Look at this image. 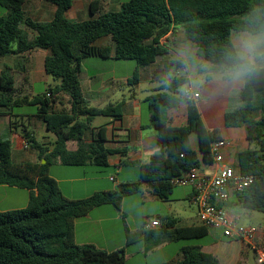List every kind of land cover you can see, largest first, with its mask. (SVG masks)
<instances>
[{
    "label": "trees",
    "instance_id": "trees-1",
    "mask_svg": "<svg viewBox=\"0 0 264 264\" xmlns=\"http://www.w3.org/2000/svg\"><path fill=\"white\" fill-rule=\"evenodd\" d=\"M44 1L56 7L51 22H35L26 17L25 0H0L5 12L0 16V58L48 50L44 69L57 82L42 94L20 96L15 77L7 71L0 74V116L10 115L16 108L34 106L36 117L54 136L46 145L29 132L24 133L30 148L39 154L38 162L25 163H14L11 141L0 140V185L30 191L26 208L0 211V264H125L124 248L108 252L93 245L76 244L75 221L105 205L120 210L124 198L143 193L145 186L157 199L170 201L175 178L214 163L211 148L220 137L205 127L194 101L180 92L189 80L174 76L145 99L160 152L140 167V181L121 183L116 190L96 192L85 199L72 200L63 194L49 174L53 164L107 167L109 156L114 154L107 147L106 126L92 124L97 117L120 120L124 102L104 108L91 106L80 82L83 60L112 56L110 46L94 45L106 37L114 44L115 60L135 61L138 67H144L167 54L161 40L181 27L186 40L198 46L210 63L231 71L248 69L240 91L242 106L225 114V125L246 127L247 139L255 145L238 155L239 173L253 175L256 181L235 195L237 203L248 212L264 214V66L251 65L233 42L234 34H264V0H128L114 12L97 15L98 8H92L97 17L83 22L67 19L72 0ZM139 83L136 68L128 85ZM62 95L68 97L67 104L61 100ZM183 102L187 104V123L171 126L168 111ZM257 113L259 117L255 118ZM194 134L198 151L191 144ZM71 142L76 144L75 150L68 148ZM161 222L156 230L127 231L126 246L157 237L174 242L208 235L209 227H179L171 216ZM181 252L182 259L174 264H220L199 246L187 245Z\"/></svg>",
    "mask_w": 264,
    "mask_h": 264
},
{
    "label": "crops",
    "instance_id": "crops-1",
    "mask_svg": "<svg viewBox=\"0 0 264 264\" xmlns=\"http://www.w3.org/2000/svg\"><path fill=\"white\" fill-rule=\"evenodd\" d=\"M127 1L72 0V6L67 11L66 17L71 22L87 21L97 17L98 14L118 11ZM95 3H98V5H94ZM92 8H98L97 15L92 14ZM24 12L26 17L31 20L45 23L53 20L56 7L44 0H25ZM4 13L3 9L0 8V16L4 15ZM233 42L242 57L248 60L250 57H254V63L264 66L263 34L256 36L249 33L234 34ZM161 44L167 48V54L159 56L151 65L144 67H138L137 65L134 68V71L136 68L139 69L141 81H147L151 84L148 89L151 91L150 94H147L145 97L139 96L140 83L137 86L129 87V93L125 94L124 92V98L120 100L124 102L122 118L117 121L113 120V118H108L107 122L103 124L108 131L107 147L114 151V154L108 158V166L104 171L105 174L94 169V165L69 167L57 162L50 167V176L58 182L63 194L67 198L72 200L85 199L96 192L116 190L117 186L121 183L140 181V167L148 163L153 155L160 152L155 130L150 127L149 109H147L148 114L144 120L145 99L154 94L162 84L174 76L186 77L189 80V83L180 89L181 93H183L185 87L189 86L194 92L200 94V97L193 101L198 108L205 127L209 131L217 132L220 137L218 141L229 143L228 146L221 150L224 161L228 166L239 172V153L249 148H255L253 147L254 144L250 143L247 139L248 130L246 127L227 128L225 125V114L242 106L240 91L248 77V72L245 71L244 74H240L241 71H231L207 61L203 51L186 40L184 30L181 27H176L171 31L161 40ZM94 45L97 47L110 46L112 48V56L109 59H101V62L117 61L113 58L114 44L109 37L97 41ZM178 49L180 50V54L175 53V50ZM171 52L175 53L176 58L168 60L165 56H168ZM49 55L50 52L48 50L36 49L21 56L0 58V74L7 71L15 77L18 95L34 96V85L47 81L49 76L44 69V61ZM192 55L195 58L192 59ZM93 59L95 58L83 60L80 82L84 95L87 93L91 99H98L101 98V95L107 89H110V86L112 90L113 85L102 80L104 69L99 67L100 61ZM88 64L93 66L92 71L86 67ZM203 75H205V78L202 77ZM83 76L84 82H82ZM122 79H125V83L128 85V76H124ZM197 79H201L202 84L199 88H193V82ZM60 98L68 102V97L62 95ZM92 103L90 105L97 108H103L104 105L102 102L97 101ZM254 116L258 118L259 113ZM168 118L171 126L180 127L186 125L187 104L183 102L177 108L170 109L168 111ZM26 132H29L41 144H45L46 140H50L51 136H53L47 132L45 124L35 114H16L15 110H13L10 115L0 116V140L9 139L11 141L12 161L14 163L38 162L39 160V154L36 149L30 148V146L28 148L24 147L26 140L23 134ZM192 136L197 138L195 134ZM191 144L193 149L198 151V139L197 141L191 139ZM68 148L75 150L76 144L72 142L68 143ZM219 168V164L213 163L211 165H203L200 170L206 174H213ZM101 173L104 175H101ZM72 174L75 176H72ZM114 175L115 181H112L111 177ZM189 187V192L186 189L183 192L185 193V198L190 203L193 187ZM144 188L145 191L140 199L141 204L144 205L147 202L158 200L147 186ZM29 199V190L0 185V211L7 212L24 209L28 206ZM128 200V198L123 199L120 210L116 209L113 205H105L97 207L85 217L77 219L74 227L76 244L93 245L98 249L108 252L124 248L126 253L125 264H127L128 258L135 256L137 253L131 252L130 247L126 246V233L127 231L136 232L143 230L140 226H131L125 218V207ZM225 207L230 216L237 220L238 224L242 217L240 212L245 211L248 218H252L255 213L248 212L238 205L235 195L230 197ZM197 225H200L197 213L195 219H187L184 224L177 223L179 227ZM256 229L257 233L254 245H247V247L252 248L257 261L258 252L260 250L264 251V223H259ZM228 240L237 241L229 238ZM170 242L163 240L155 250L168 248ZM138 246V250H136L142 251L145 254L149 253L147 254L148 256H151L152 252H155L149 251L150 248L146 244V239H143ZM201 248L204 252L214 255L220 264H239V259L231 262L228 259L229 248L226 250L224 247L218 246V243L202 246ZM181 259L182 252L176 253L169 260L163 261L160 264H174Z\"/></svg>",
    "mask_w": 264,
    "mask_h": 264
},
{
    "label": "rangeland",
    "instance_id": "rangeland-1",
    "mask_svg": "<svg viewBox=\"0 0 264 264\" xmlns=\"http://www.w3.org/2000/svg\"><path fill=\"white\" fill-rule=\"evenodd\" d=\"M262 35V34H261ZM264 35V34H263ZM262 48V47H261ZM264 49V47H263ZM175 53L180 54V50H175ZM175 53H170L168 56H165L170 59H174ZM191 58H195V56H191ZM93 60L100 61L99 67L104 69V76L103 81L111 83L113 85L112 90L111 86L110 89H107L104 94L101 95V98L98 99H91L89 97V94L85 93V98L90 102V104H93L92 102H102L103 108L105 106H108L109 104H115L118 101H120L123 97V93H129V87H132L130 85H127L125 82V79H122L124 76H128V78H131L134 73V68L137 66L135 61H115V62H101V59L95 58ZM193 61V60H192ZM264 63V62H263ZM88 70L92 71L93 66L87 65L86 66ZM205 78V75L202 76ZM141 79V78H140ZM84 80V76L82 79V82ZM141 81V80H140ZM202 80L197 79L193 82V88H199ZM57 85V82L53 79V77L48 76L47 81H42L39 83H36L34 85L33 93L35 95L44 93L50 86ZM150 83L147 81H141L138 90L139 96H146L147 94H150L151 91L148 89L150 88ZM109 87V86H108ZM64 104H67L66 100H63ZM148 104L144 103V120L147 112ZM16 114H35L36 108L34 106H24L20 108L15 109ZM107 117H97L94 122L93 126H101L107 122ZM191 139L193 141H197V138L195 136H192ZM54 140V136H51L50 140H46L45 144H49V142ZM41 141V139H39ZM253 147H255L253 145ZM94 169L101 171L104 173L106 167H98L93 166ZM55 172V170H54ZM101 175H104L102 174ZM70 176V175H69ZM72 176H75L72 174ZM115 177V175H114ZM190 191L189 186H176L173 192V195L171 197L170 201H162L157 200L153 202H147L146 204H141V197L143 196V193H139L136 195H132L128 198V202L126 204V219L128 223L131 226H140L144 230L145 220L146 217L150 219H162L166 216H171L177 219L180 224H184L187 219H195L196 213H197V207L193 204H190L189 201L185 198V193L183 190ZM185 190V191H186ZM117 209V208H116ZM119 210V209H118ZM241 214V220L239 222L240 226H251L256 228L259 223H264V214L255 212L254 216L252 218L246 217V212H240ZM163 242L162 239L159 237L157 238H151L146 239V244H148V248H150L149 251H155L152 252L153 254L151 256H148L147 254L143 253L142 251H137L140 245V242L135 243L130 247L131 252H136L137 256H133L128 258L127 264H160L163 261L169 260L173 255L176 253H181V249L184 246L187 245H194V246H209L214 243H218V246L224 247V249L230 250V253L228 254V259L231 260V262H234L238 260L239 264H256V257L255 253L252 250V248L247 247V243H244L242 241H229L228 238H226L223 234V231L219 228H209V235L200 238V239H192V240H180V241H174L170 242V246L166 249L161 250H155L157 246H159ZM231 243V244H229ZM132 247V248H131ZM137 249V250H136ZM244 253V254H243ZM220 256V255H219ZM220 258H222L220 256Z\"/></svg>",
    "mask_w": 264,
    "mask_h": 264
},
{
    "label": "built area",
    "instance_id": "built-area-1",
    "mask_svg": "<svg viewBox=\"0 0 264 264\" xmlns=\"http://www.w3.org/2000/svg\"><path fill=\"white\" fill-rule=\"evenodd\" d=\"M183 95L189 100L200 97V94L194 92L189 86L184 88ZM228 144L226 141H217L212 145L211 152L214 163L220 165L216 173L206 174L200 169L194 168L189 173L175 178L173 183L176 186L193 187L190 203L197 207V219L200 225L219 228L223 231L224 236L229 239L254 245L257 229L240 226L237 220L230 216L225 204L232 195L246 191L256 181V177L242 175L225 163L221 150ZM24 147L28 148L29 144L26 142ZM111 180L115 181V177L112 176ZM161 226L160 219L147 218L144 230L152 231ZM257 264H264L263 250L258 252Z\"/></svg>",
    "mask_w": 264,
    "mask_h": 264
},
{
    "label": "clouds",
    "instance_id": "clouds-1",
    "mask_svg": "<svg viewBox=\"0 0 264 264\" xmlns=\"http://www.w3.org/2000/svg\"><path fill=\"white\" fill-rule=\"evenodd\" d=\"M249 63H250L251 65H254V57H250V58H249ZM247 70H248V69H242L240 74H244V72L247 71Z\"/></svg>",
    "mask_w": 264,
    "mask_h": 264
},
{
    "label": "water",
    "instance_id": "water-1",
    "mask_svg": "<svg viewBox=\"0 0 264 264\" xmlns=\"http://www.w3.org/2000/svg\"><path fill=\"white\" fill-rule=\"evenodd\" d=\"M42 163L44 164V163H45V161L43 160V161H42Z\"/></svg>",
    "mask_w": 264,
    "mask_h": 264
}]
</instances>
